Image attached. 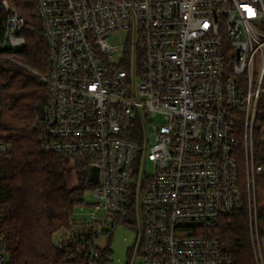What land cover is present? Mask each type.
<instances>
[{"label": "built area", "instance_id": "obj_1", "mask_svg": "<svg viewBox=\"0 0 264 264\" xmlns=\"http://www.w3.org/2000/svg\"><path fill=\"white\" fill-rule=\"evenodd\" d=\"M34 1L47 43V67L34 72L46 93L41 150L79 159L86 182L98 170L91 212H74L54 243L97 264L100 237L133 195L131 264H235L213 230L239 213L264 264V0ZM24 25L0 0V60L27 68Z\"/></svg>", "mask_w": 264, "mask_h": 264}, {"label": "trees", "instance_id": "obj_2", "mask_svg": "<svg viewBox=\"0 0 264 264\" xmlns=\"http://www.w3.org/2000/svg\"><path fill=\"white\" fill-rule=\"evenodd\" d=\"M14 6L25 19L21 31L25 46L20 56L28 69L0 60V140L7 145V151L0 156V232L7 245L8 264H84L80 245L60 248L53 235L67 228L75 209L83 205V191L94 185L83 179L79 186L68 189L66 162L77 164L79 159L41 150L46 93L34 72L42 74L47 67V43L35 1L16 0ZM262 129L258 118L257 148ZM259 182L264 193V177ZM135 214L132 195L120 220L137 231ZM259 218L264 227V198L259 203ZM213 233L222 240L235 264H255L243 213L221 223ZM109 252H100L97 264ZM129 253L131 264L133 252Z\"/></svg>", "mask_w": 264, "mask_h": 264}, {"label": "rangeland", "instance_id": "obj_3", "mask_svg": "<svg viewBox=\"0 0 264 264\" xmlns=\"http://www.w3.org/2000/svg\"><path fill=\"white\" fill-rule=\"evenodd\" d=\"M7 1L10 4L16 2V0ZM111 38L119 47H123L125 44V32H119L115 35L111 34ZM151 123L158 126L162 123V120L157 117L151 120ZM65 166L68 169L66 178L67 188L70 189L79 186L82 182L81 180L84 179L83 175L78 172L80 166L71 160H68ZM150 171V164L147 163L145 172L146 174H150ZM93 201V188H86L83 191V205L75 209V218L81 219L90 213V207ZM135 239L136 233L134 229L125 223H121L120 220L115 228H109L99 239L100 252L105 250L110 251L108 255L104 256L100 264H128L129 252L134 246ZM134 264H140V259L136 258Z\"/></svg>", "mask_w": 264, "mask_h": 264}, {"label": "water", "instance_id": "obj_4", "mask_svg": "<svg viewBox=\"0 0 264 264\" xmlns=\"http://www.w3.org/2000/svg\"><path fill=\"white\" fill-rule=\"evenodd\" d=\"M97 168L92 166L87 168V172H88V179L87 182L89 184H95L97 182Z\"/></svg>", "mask_w": 264, "mask_h": 264}, {"label": "flooded vegetation", "instance_id": "obj_5", "mask_svg": "<svg viewBox=\"0 0 264 264\" xmlns=\"http://www.w3.org/2000/svg\"><path fill=\"white\" fill-rule=\"evenodd\" d=\"M78 172H79V174L83 175L84 172H85V168L82 167V166H80ZM131 251L133 252V254H132V255H133L132 258H134V257L137 255V250H135V249L133 250V248H132ZM129 256H130V253H129Z\"/></svg>", "mask_w": 264, "mask_h": 264}]
</instances>
